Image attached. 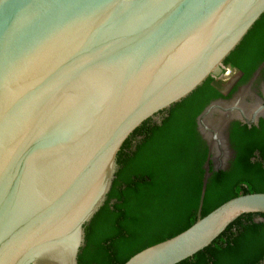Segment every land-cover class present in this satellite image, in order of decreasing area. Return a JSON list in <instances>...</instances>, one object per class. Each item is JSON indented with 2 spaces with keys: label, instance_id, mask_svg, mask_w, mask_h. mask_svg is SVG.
<instances>
[{
  "label": "water",
  "instance_id": "water-1",
  "mask_svg": "<svg viewBox=\"0 0 264 264\" xmlns=\"http://www.w3.org/2000/svg\"><path fill=\"white\" fill-rule=\"evenodd\" d=\"M262 13L264 0H0V264H77L124 141L219 75ZM248 213L264 214V192L123 264H177Z\"/></svg>",
  "mask_w": 264,
  "mask_h": 264
},
{
  "label": "trees",
  "instance_id": "trees-1",
  "mask_svg": "<svg viewBox=\"0 0 264 264\" xmlns=\"http://www.w3.org/2000/svg\"><path fill=\"white\" fill-rule=\"evenodd\" d=\"M246 45L248 50L264 49V13L222 63L244 69L249 60L240 57ZM216 93L207 77L188 96L165 113L161 111L160 124L148 118L128 136L117 152L105 200L84 225L77 264H123L198 218L205 147L196 131L195 116ZM239 132L232 139L237 152L235 170L211 175L201 216L232 197L264 192V169L249 160L258 147L264 155V132L258 136L245 128ZM137 134L144 138L130 153L128 147ZM113 198L118 202L110 204ZM177 264H264V214L241 215L210 245Z\"/></svg>",
  "mask_w": 264,
  "mask_h": 264
},
{
  "label": "flooded vegetation",
  "instance_id": "flooded-vegetation-1",
  "mask_svg": "<svg viewBox=\"0 0 264 264\" xmlns=\"http://www.w3.org/2000/svg\"><path fill=\"white\" fill-rule=\"evenodd\" d=\"M245 47L240 59L249 61L244 69L230 67L231 73L228 75L221 76L219 73V75L208 76L209 84L217 92V96L211 98L205 105L203 104V108L195 116L196 131L205 147L196 218L201 217L202 205L211 175L215 172L227 173L235 170L233 165L237 152L232 141L233 136H239V131L244 128L251 130L256 136L264 132V49L248 50L249 46ZM222 65L227 64L222 63ZM211 105L213 107L210 112L202 120L199 119ZM162 116L161 113L156 115L153 118L154 123L160 124ZM143 138V134H137L131 140L127 151L130 153L135 151ZM249 160L252 163H260L264 169V155L259 147L252 151ZM121 187L123 188L124 185ZM115 202L118 200L113 198L110 204ZM181 228L178 227V229Z\"/></svg>",
  "mask_w": 264,
  "mask_h": 264
},
{
  "label": "built area",
  "instance_id": "built-area-1",
  "mask_svg": "<svg viewBox=\"0 0 264 264\" xmlns=\"http://www.w3.org/2000/svg\"><path fill=\"white\" fill-rule=\"evenodd\" d=\"M231 73V68L228 66H222L221 76H225Z\"/></svg>",
  "mask_w": 264,
  "mask_h": 264
},
{
  "label": "clouds",
  "instance_id": "clouds-1",
  "mask_svg": "<svg viewBox=\"0 0 264 264\" xmlns=\"http://www.w3.org/2000/svg\"><path fill=\"white\" fill-rule=\"evenodd\" d=\"M226 66V65H225Z\"/></svg>",
  "mask_w": 264,
  "mask_h": 264
}]
</instances>
